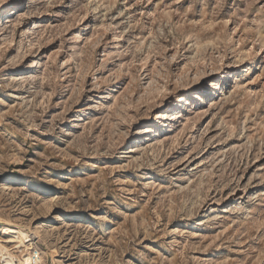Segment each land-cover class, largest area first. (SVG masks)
<instances>
[{"label":"rangeland","instance_id":"374dc122","mask_svg":"<svg viewBox=\"0 0 264 264\" xmlns=\"http://www.w3.org/2000/svg\"><path fill=\"white\" fill-rule=\"evenodd\" d=\"M0 244L264 264V0H0Z\"/></svg>","mask_w":264,"mask_h":264},{"label":"bare ground","instance_id":"6f19581e","mask_svg":"<svg viewBox=\"0 0 264 264\" xmlns=\"http://www.w3.org/2000/svg\"><path fill=\"white\" fill-rule=\"evenodd\" d=\"M185 100V99H184ZM13 233L18 235L19 241H20V246L18 248H24V253L29 252L33 250L31 249V246H33L34 240L38 237L37 233H29L24 230H17V231H12ZM31 261H33V253L31 252ZM53 258V257H52ZM27 257L24 258V261L17 256H14L12 253L8 251V249L2 244H0V260H2L6 264H28L29 260ZM32 264V263H31ZM34 264H44L42 260L35 259Z\"/></svg>","mask_w":264,"mask_h":264}]
</instances>
